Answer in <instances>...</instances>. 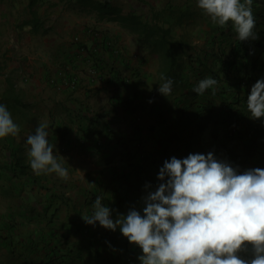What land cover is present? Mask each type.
Returning a JSON list of instances; mask_svg holds the SVG:
<instances>
[{"label": "crops", "instance_id": "0c3cea01", "mask_svg": "<svg viewBox=\"0 0 264 264\" xmlns=\"http://www.w3.org/2000/svg\"><path fill=\"white\" fill-rule=\"evenodd\" d=\"M53 1L54 8L38 13L48 19L43 36L20 23L18 6L12 13L0 9V31L17 39L0 49V104L20 127L17 136L0 138V264H140L142 250L119 228L89 225L81 215L92 214L97 196L113 210V219L132 207L142 212L146 185L156 188L159 169L173 156L211 151L241 172L264 168V118H250L246 105L251 87L264 78L257 12L264 13V0H253L259 38L249 40L256 46L242 57L238 73L222 63L227 47L237 48V35L229 43H197L193 53L184 34L181 68L165 72L155 41L163 42L164 35L147 36L143 22L166 32L170 25H161L154 13L126 8L123 0L114 18L91 8L65 10L64 2ZM78 34L80 41H73ZM161 75L174 81L169 97L159 92ZM209 76L218 81L215 95L212 89L195 93ZM40 123L48 125L67 180L36 175L30 167L26 140ZM232 126L238 127L234 135Z\"/></svg>", "mask_w": 264, "mask_h": 264}, {"label": "clouds", "instance_id": "9594fccd", "mask_svg": "<svg viewBox=\"0 0 264 264\" xmlns=\"http://www.w3.org/2000/svg\"><path fill=\"white\" fill-rule=\"evenodd\" d=\"M253 0H197V6L221 27L231 22L240 41L257 40ZM159 92L167 97L174 81L161 75ZM218 81L201 79L193 91L203 95ZM151 102V101H150ZM250 118H264V78L251 87L246 99ZM48 125L40 123L27 136L29 164L36 175L55 173L69 178L68 169L54 155ZM238 131L237 126H232ZM20 127L0 104V138L17 136ZM160 183L146 185L142 212L135 207L112 218V209L94 200L91 215H81L89 225L120 232L137 245L140 264H264V168L240 171L214 152L190 153L165 160Z\"/></svg>", "mask_w": 264, "mask_h": 264}, {"label": "rangeland", "instance_id": "374dc122", "mask_svg": "<svg viewBox=\"0 0 264 264\" xmlns=\"http://www.w3.org/2000/svg\"><path fill=\"white\" fill-rule=\"evenodd\" d=\"M32 1H34L33 5L37 13L36 17H38L39 19L38 21L39 30L36 33H34L35 30L33 29L35 27L34 22L36 21V19H35V15H33V7L31 8ZM60 1L64 2L65 6L63 7V9L65 10L67 8H72L75 10H79L80 12L84 11V12L90 13L89 12L90 5H85L84 0H60ZM95 1H98V0H95ZM121 1L123 2V0H113V2L116 4H120ZM124 1H125L124 5L126 8H135L136 10H139V11H146L147 13H149V15L154 13L152 15V18L158 17V19H160L161 25L162 24H164V26L170 25L169 33H167L169 40L179 41L180 37L185 34L183 38L186 40H190L192 42L191 50H193V53L196 51H199V49L195 48L197 43L199 46L202 43L203 44L205 43L206 45V42L213 41V40L215 41V39L217 38L223 39L225 43L232 42L233 40L232 38L234 37V35L232 36L221 35L222 27L217 24H214L211 21V18L206 16L203 13V11L197 6V0H124ZM53 2H56V1H53V0H0V9L1 8L6 9V10L10 9L12 13V9L18 6V8L22 11V18H21L20 23L22 25L29 24L33 29L32 31L33 34H38L37 36H40L41 34V36H43L46 33L44 31L48 29L47 24H46L47 23L46 21L48 19L46 18V14H43V16H41L38 13L43 8L45 9V11L48 8H51V9L54 8L52 4H55V3ZM186 6L189 8L187 9ZM120 7H123V6L120 5ZM84 8H88V9L85 10ZM187 10L190 11V14L186 13ZM157 11H164L165 15L163 17L156 16ZM167 12H169V15H166ZM181 13L184 16L180 20ZM230 23L231 22H229L226 26H223L225 28V33L229 34L231 32V28L229 26ZM7 30H8V26L6 27V31ZM185 32L189 33L190 35H188ZM11 33L12 35H14L15 32H11ZM22 34H24V37H26L29 33L28 31L27 32L24 31L22 32ZM78 35L75 38L73 36V41H80L81 37L80 35L79 36ZM201 35H202V38H201ZM15 41H17L15 36H11L8 40L7 37H4V33L0 31V49H2V47L7 42L11 43ZM231 47L232 45L230 47L228 46L227 48H231ZM203 48L204 50H206V46L203 45ZM179 51L180 53L181 51H183L184 53L185 48L182 47L178 50V52ZM220 52H221V49H220ZM228 53H229V50L227 49L226 54H224L226 56L224 57L228 58L229 57ZM180 60L181 58L179 59V62ZM166 66L168 65L167 64H165L164 66L161 65V68H164L161 70H164L166 72L165 70ZM117 71L118 72L114 74L116 78L120 77V73H121L120 70H117ZM0 83H4L3 75L2 77H0ZM230 131L233 135L237 132V131H233V128H231Z\"/></svg>", "mask_w": 264, "mask_h": 264}, {"label": "trees", "instance_id": "16d2710c", "mask_svg": "<svg viewBox=\"0 0 264 264\" xmlns=\"http://www.w3.org/2000/svg\"><path fill=\"white\" fill-rule=\"evenodd\" d=\"M33 3H34V1H32V3H31V8L33 7V15H35V19H36V21L34 22L35 27L33 29L35 30V32H37L39 30L38 29L39 19H38V17H36L37 13H36V10L34 8ZM84 4L90 5L91 9H97V10L101 11L103 13V15H110V16H113L114 18L116 17V13L118 12V9H119V6L116 3H114L113 0H98V1L84 0ZM186 8L188 9L189 7L186 6ZM262 10H264V9H262ZM257 12H260L258 14V16H261V22L259 23V25H261V27H263L262 32H264V13L261 12V10H257ZM186 13L190 14V11L187 10ZM183 16L184 15H180V20L183 18ZM120 21L128 23L129 25L130 24H140V20L139 19L135 20V18H133V17H122V18L120 17ZM36 23H37V25H36ZM143 23L145 25V33L147 36L149 35L152 38H156V37H158V35H161V34L164 35V41L163 42H159L156 39H155V41H156V45H161V46L157 47L159 49L158 51L161 53V56H163V58L166 61V64L168 65V66H166L165 70L166 71L167 70L178 71V69L180 70L181 63L179 62V59L180 58L182 59L180 51L178 52V50L180 48H182L180 46V42L169 40V37L167 36V33H169V31L166 32L165 29L161 28L157 24L150 25L149 22H147V21L143 22ZM147 25L151 26L150 31H148V28H146ZM229 26L231 28V32L229 34L225 33V30L223 29L224 27H222L221 28V35H223V36H225V35L226 36L237 35L235 33V31L233 30V26L231 23L229 24ZM161 29L163 32L164 31L165 32L164 33L161 32ZM232 31H233V33H232ZM44 32H46V31H44ZM250 41L249 40L239 41V42L237 41V43H236L237 48H235V46L228 48L229 57L228 58L222 57V63H223V65H225L227 70H231V72H235V73H238L240 71V65H241V63H243L242 57L249 55L251 53V50H254V48L256 46L255 43L250 42ZM166 42H168L169 44H167ZM222 54L223 55L226 54V51H225V53L223 52ZM206 66H208V65L206 64ZM262 67L264 68V62L262 64ZM248 72H249V69L245 70V75H248Z\"/></svg>", "mask_w": 264, "mask_h": 264}]
</instances>
